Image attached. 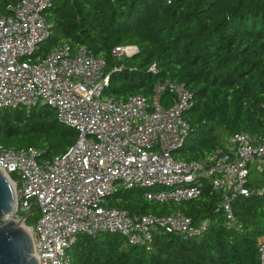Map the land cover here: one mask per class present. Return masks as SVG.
<instances>
[{
    "label": "built area",
    "instance_id": "obj_1",
    "mask_svg": "<svg viewBox=\"0 0 264 264\" xmlns=\"http://www.w3.org/2000/svg\"><path fill=\"white\" fill-rule=\"evenodd\" d=\"M52 2L13 0L7 14L0 12V109L20 106L29 112L37 103L46 104L78 134L65 153L49 157L35 148L0 144V170L15 194L13 218L29 232L38 264H71L69 249L81 234H118L127 244L149 250L157 233L194 236L210 225V218L131 215L110 205L132 188H143L147 200L159 203L211 191L220 197L222 224L241 230L234 201L264 198V134L229 133L204 160L176 159L173 152L188 134L184 113L190 93L184 85L168 79L155 83L149 99L102 97L110 78L102 57L69 45L39 54L49 33L44 11ZM136 51L134 45H121L111 53L119 59ZM33 205L38 217L28 225ZM256 246L264 264V233Z\"/></svg>",
    "mask_w": 264,
    "mask_h": 264
},
{
    "label": "trees",
    "instance_id": "obj_2",
    "mask_svg": "<svg viewBox=\"0 0 264 264\" xmlns=\"http://www.w3.org/2000/svg\"><path fill=\"white\" fill-rule=\"evenodd\" d=\"M12 2L0 0L3 15ZM44 15L49 33L39 54L69 45L102 57L110 74L102 97L149 99L155 83L184 85L190 93L188 134L174 151L176 159L204 160L229 133L264 134V0H53ZM121 45L137 51L117 59L111 51ZM77 137L46 104L29 112L20 106L0 109L4 146L31 147L49 157L65 153ZM110 205L131 215L181 213L211 222L194 236L157 233L149 250L118 234H81L69 249L71 264H261L256 240L264 233L263 197L234 201L241 230L222 224L220 197L211 191L159 203L147 200L143 188H132ZM28 214L25 224L32 225L38 209L33 205Z\"/></svg>",
    "mask_w": 264,
    "mask_h": 264
},
{
    "label": "water",
    "instance_id": "obj_3",
    "mask_svg": "<svg viewBox=\"0 0 264 264\" xmlns=\"http://www.w3.org/2000/svg\"><path fill=\"white\" fill-rule=\"evenodd\" d=\"M14 210L13 187L0 170V264H38L31 236L22 220L13 218Z\"/></svg>",
    "mask_w": 264,
    "mask_h": 264
},
{
    "label": "rangeland",
    "instance_id": "obj_4",
    "mask_svg": "<svg viewBox=\"0 0 264 264\" xmlns=\"http://www.w3.org/2000/svg\"><path fill=\"white\" fill-rule=\"evenodd\" d=\"M177 152H173V156L176 158Z\"/></svg>",
    "mask_w": 264,
    "mask_h": 264
}]
</instances>
